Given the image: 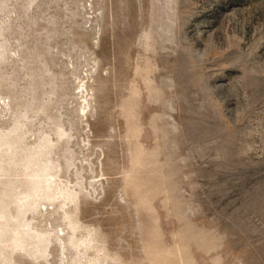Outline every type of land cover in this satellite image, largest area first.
I'll return each mask as SVG.
<instances>
[{
    "label": "rangeland",
    "instance_id": "1",
    "mask_svg": "<svg viewBox=\"0 0 264 264\" xmlns=\"http://www.w3.org/2000/svg\"><path fill=\"white\" fill-rule=\"evenodd\" d=\"M0 264H264V0H0Z\"/></svg>",
    "mask_w": 264,
    "mask_h": 264
},
{
    "label": "bare ground",
    "instance_id": "2",
    "mask_svg": "<svg viewBox=\"0 0 264 264\" xmlns=\"http://www.w3.org/2000/svg\"><path fill=\"white\" fill-rule=\"evenodd\" d=\"M1 214V213H0Z\"/></svg>",
    "mask_w": 264,
    "mask_h": 264
}]
</instances>
